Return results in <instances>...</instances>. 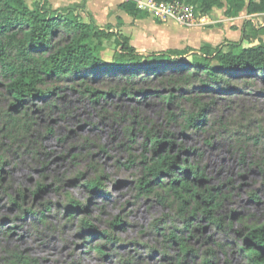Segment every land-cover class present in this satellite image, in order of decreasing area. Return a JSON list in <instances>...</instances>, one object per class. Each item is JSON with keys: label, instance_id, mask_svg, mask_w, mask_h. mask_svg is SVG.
<instances>
[{"label": "rangeland", "instance_id": "obj_1", "mask_svg": "<svg viewBox=\"0 0 264 264\" xmlns=\"http://www.w3.org/2000/svg\"><path fill=\"white\" fill-rule=\"evenodd\" d=\"M26 1L31 7L33 0ZM75 9L91 22V9L83 4ZM225 11L226 6L217 10L212 23L188 25L147 14L152 23L168 24L160 27L170 32L168 41L132 18L130 44L142 56L198 50L204 44L247 47L242 40L247 21L248 32L262 28L250 45L264 43V15L242 11L234 18ZM93 12L99 28L122 31L119 17L111 23L113 14L107 19L104 11ZM237 26L241 32L235 35ZM103 46L100 57L111 64L118 47L113 40H104ZM54 85L59 88L51 103L34 98L15 110L25 124L12 135L3 126L11 99L0 86V264H205L207 258L209 264H250L242 250L244 238L252 227L264 225V83L257 81L243 93L200 94L197 100L206 108L197 129L185 128L182 118L170 119V112L197 106L188 93L169 106L162 99L169 91L165 81L136 83L130 93H123L124 82L88 81L107 93L97 102L82 94L80 82ZM138 88L146 90L139 93ZM147 133L165 142L163 153L178 155L179 164L202 172L200 192L214 196L213 214L221 227L200 211L191 215L196 203L183 205L165 184H154L150 194L139 191L144 158L152 153ZM94 179L102 184L96 192L86 187ZM72 201L82 206L75 209ZM116 218L122 221L118 227L112 225ZM83 219L91 230H82ZM169 231L195 252L184 257L168 239Z\"/></svg>", "mask_w": 264, "mask_h": 264}, {"label": "trees", "instance_id": "obj_2", "mask_svg": "<svg viewBox=\"0 0 264 264\" xmlns=\"http://www.w3.org/2000/svg\"><path fill=\"white\" fill-rule=\"evenodd\" d=\"M154 1L167 3L176 0ZM177 1L193 5L201 14L225 6L229 17H236L243 10L247 15L264 13V0ZM118 7L132 18L147 17L146 12L137 9L133 0L122 2ZM249 25L250 22H245L242 30V40L249 44L247 47L241 46V43H228L223 49L204 44L198 50L169 49L142 56L130 44L129 35L101 29L92 21L85 22L73 7L53 10L48 0H33L31 7L26 0H0V79L4 81L5 94L11 99L10 109L3 116L5 133L12 135L23 129L25 121L15 110L34 98L51 103L52 93L59 88L54 84L61 80L80 82L84 86L82 94L97 102L107 94L87 85L88 81L95 82L97 79L124 82L123 93H130L136 83H147L153 79L165 81L169 91L162 99L169 106L176 105L179 96L186 93L193 95L188 99L197 106L193 110L170 112V119L176 121L182 118L185 128L197 129L204 119L202 113L206 108L197 100L200 94L243 93L251 91L257 81L264 83V43L250 45L262 28L251 27L248 32L246 27ZM104 40H113L118 47L119 54L111 64L100 57ZM188 53H191L190 59L185 58ZM145 90L138 88L136 91L142 93ZM148 134L152 153L148 159L144 158V174L137 182L139 191L150 194L154 184H165L167 191L183 205H188L191 200L196 203L191 215L200 211L212 224L221 227V219L213 214L218 206L213 202L214 196L210 191L205 194L200 192L199 186L204 180L202 172L197 167L179 164L178 155L163 153L161 149L165 142ZM175 169L182 175L176 174ZM189 174H192L191 179ZM101 186L98 179L86 183V187L94 192L99 191ZM198 202L202 210H199ZM71 203L75 209L82 206L79 202ZM121 222L116 218L112 225L118 227ZM91 229L92 224L83 219L82 230ZM105 236L111 241L107 234ZM168 239L179 245L184 257L195 252L174 231H169ZM244 243L242 250L249 263L264 264V225L252 227ZM98 250L103 252L101 247ZM209 263L210 258L205 259V264Z\"/></svg>", "mask_w": 264, "mask_h": 264}, {"label": "crops", "instance_id": "obj_3", "mask_svg": "<svg viewBox=\"0 0 264 264\" xmlns=\"http://www.w3.org/2000/svg\"><path fill=\"white\" fill-rule=\"evenodd\" d=\"M125 1H127V0H102V3H98L97 0H48L49 4L53 10L64 8V7H73V8L76 7L77 8L78 6H80V4L86 5V7L88 8V11L90 12V9H91L90 13H94V14H92L93 16L90 14L91 15L90 19L96 25H100V24H98L100 22H97L98 18L95 15L96 13L93 12L94 9L97 11H100V12L104 11L106 13L105 17H107V19H108V15L113 14L112 15L113 19H110L109 21L112 23L116 17H119L122 21V27L119 29L122 30V32L129 35L130 32L128 31V28H129L128 25L132 22V17L129 16L126 12H124L123 10H121L118 7L119 4H121L122 2H125ZM110 6H112L113 9ZM109 9H111V10H109ZM217 10H219V9L214 8L208 13L207 18H206L207 22L212 23L214 21H212L211 18L213 19V18L219 17V13L217 12ZM243 11L245 12V14H247L245 10H243ZM239 14H241V12ZM262 15H264V13L263 14L248 15V16L259 17ZM236 17H234V18H236ZM135 21H139V23H142V26H145V25L148 26L149 31H151L153 34L165 35L168 38L167 41L169 40L170 35H171V34H169L170 32L164 31L165 26L168 24H166V23L160 24V23H154V22L152 23V22H150V18H147V17L144 19H139V20L137 19ZM162 26H164V29L160 28ZM237 27H238V29H236L234 31L235 35H238L241 32V28L239 26H237ZM140 32H145V31L140 29ZM146 35H148V34L144 33L145 37H146ZM227 36H229V34Z\"/></svg>", "mask_w": 264, "mask_h": 264}, {"label": "built area", "instance_id": "obj_4", "mask_svg": "<svg viewBox=\"0 0 264 264\" xmlns=\"http://www.w3.org/2000/svg\"><path fill=\"white\" fill-rule=\"evenodd\" d=\"M137 9L146 12L161 21L173 19L180 24H192L196 21L208 24L207 15L196 11L194 6L185 1L156 3L154 0H133Z\"/></svg>", "mask_w": 264, "mask_h": 264}]
</instances>
